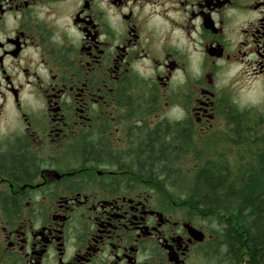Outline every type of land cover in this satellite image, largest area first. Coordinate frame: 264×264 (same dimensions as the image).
Wrapping results in <instances>:
<instances>
[{"label": "flooded vegetation", "instance_id": "1", "mask_svg": "<svg viewBox=\"0 0 264 264\" xmlns=\"http://www.w3.org/2000/svg\"><path fill=\"white\" fill-rule=\"evenodd\" d=\"M100 2L0 0V119L13 122L0 135V264H225L213 247L225 243L207 217L192 211L188 196L176 192L165 169L182 148L176 137L193 169L211 160L212 150L224 165L252 163L256 141L264 163V99L233 102L244 73L217 87L232 62L264 76V0H143L188 13L183 24L170 23L198 45L199 75L187 51L155 47L147 18L131 6L116 31ZM110 3L118 11L128 6ZM229 8L261 13L240 30L235 47ZM65 15L82 33L79 41L58 23ZM197 17L198 41L191 37ZM141 59L151 61L147 77L131 67ZM178 71L183 83L173 80ZM173 106L183 109L182 118ZM160 137L166 143L159 147ZM246 144L251 152L244 159ZM157 149L165 153L161 162L151 153ZM246 244L241 264L251 262Z\"/></svg>", "mask_w": 264, "mask_h": 264}, {"label": "trees", "instance_id": "2", "mask_svg": "<svg viewBox=\"0 0 264 264\" xmlns=\"http://www.w3.org/2000/svg\"><path fill=\"white\" fill-rule=\"evenodd\" d=\"M159 140L161 141L157 144L159 147L166 143L165 137H160ZM144 143L150 148L155 147L154 143ZM175 143L183 148L185 142L176 137ZM182 148L178 150L175 148L173 168L165 169V172L173 178V185L178 189L176 192L188 196L186 202L192 211L207 217L210 230L222 239L220 242L225 243L222 248L219 245L213 246L215 254L219 253L225 264H241L239 257L242 252L246 255L248 241L250 264H264V182L261 181L264 178V163L261 159L263 157L261 142L256 141L253 146L252 163L246 159L237 164L224 165V160L219 162L215 150H212L211 160L195 168L188 183L182 182L187 176L188 168L187 166L184 168L187 154ZM240 152L244 154L245 159L250 156L251 150L246 144V148L240 149ZM151 153L159 162L165 154L161 149ZM198 156L202 158L203 153L201 155L199 153ZM148 159L155 160L151 157ZM1 161L4 159L0 157ZM154 170L159 177L165 176L164 171L156 170L155 167L152 168L153 172ZM250 179L255 181L250 182ZM14 206L15 209L19 208L17 200L14 201ZM237 220L239 223L236 227Z\"/></svg>", "mask_w": 264, "mask_h": 264}, {"label": "clouds", "instance_id": "3", "mask_svg": "<svg viewBox=\"0 0 264 264\" xmlns=\"http://www.w3.org/2000/svg\"><path fill=\"white\" fill-rule=\"evenodd\" d=\"M140 3H143L142 9L140 8ZM128 6H123L119 11L116 7L112 6L110 0H101L99 3V8L105 12V18L109 25L113 27L116 31H122L121 13H127L129 11V6L131 10L136 13L141 20L146 19L145 29L151 31L155 37H157V42L155 47L159 49L161 45L167 43L169 46H173L179 50L187 51L190 69L199 75L200 68L199 64L202 61V54L198 48L197 44H194L188 36L185 35L184 30L181 27L174 26L170 23V20L176 21L178 24H183L188 13L181 12L178 6L174 3L164 2L161 3H150L143 2V0H137L135 6L132 5V0H127ZM176 8L177 10H172ZM167 9V11H165ZM260 12L255 11H242L237 8H229L226 10L225 15L231 17V23L228 28L231 29L229 32V39L232 41V46L235 47L237 42L243 39L240 35V30L248 26V22L255 21V19L260 15ZM43 16V12L40 13ZM213 18H216V13H212ZM167 17V18H166ZM170 18V19H169ZM10 26L14 25L15 22L12 20V14H8L6 17ZM61 27L66 26L68 35L73 37L75 41H79L82 33L77 31V28L73 26L71 19L68 15L62 17L60 21ZM196 25V30L191 32V37L199 40L200 32V18L197 17L192 21ZM228 28L225 31H228ZM11 34V33H9ZM167 37V40L165 39ZM4 39V36H0V41ZM101 39H104L101 36ZM196 49L195 51L193 49ZM28 52L32 53L35 57L36 53L32 49H27ZM246 59L254 60V55H249ZM7 63V62H6ZM220 65H224L223 60L218 61ZM132 69L136 70L139 75L147 77L152 74L151 61L149 59H141L133 62L131 65ZM254 67V66H253ZM41 73H44L43 68L40 69ZM252 69L249 68L245 63L232 62L222 69L218 74L220 79L217 81V87L221 85H227L229 81L241 73H244L241 80L237 81L238 87V98L234 97L233 102L239 103L242 107L246 102L258 103L264 99V76H253L251 74ZM23 81V76L19 77ZM179 80L181 83L184 81V76L181 72L175 73L173 80ZM27 88V86H26ZM171 112L175 114L176 119L183 117V109L179 106H173ZM69 254H71L72 249L69 248ZM147 254L138 257V260L146 259Z\"/></svg>", "mask_w": 264, "mask_h": 264}, {"label": "rangeland", "instance_id": "4", "mask_svg": "<svg viewBox=\"0 0 264 264\" xmlns=\"http://www.w3.org/2000/svg\"><path fill=\"white\" fill-rule=\"evenodd\" d=\"M11 125H13V122L9 119V120H4L1 118L0 119V135L3 134ZM195 162V161H194ZM194 162H186L184 165V168L187 166V178L185 177V179L182 181L183 183H188L191 181V175L193 173V168L192 165L194 164Z\"/></svg>", "mask_w": 264, "mask_h": 264}]
</instances>
